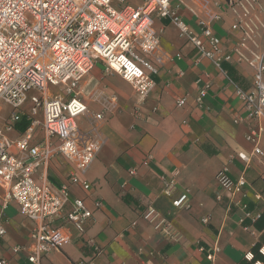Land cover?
I'll return each instance as SVG.
<instances>
[{
  "label": "crops",
  "instance_id": "0c3cea01",
  "mask_svg": "<svg viewBox=\"0 0 264 264\" xmlns=\"http://www.w3.org/2000/svg\"><path fill=\"white\" fill-rule=\"evenodd\" d=\"M231 0H173L171 7L194 31L199 20L218 14L213 31L221 38L220 52L226 53L236 35L230 30L234 20L228 6ZM263 3V0H258ZM153 28L160 34L163 62L152 73L154 87L144 100H139L131 85L120 75L107 72L101 62L79 81L77 95L90 113H103L96 124L102 145L84 174L61 154H54L41 165L36 178H46L55 187L68 184L75 175L91 183L88 191L78 184L69 186V198L85 199L92 217L82 233L66 222L67 203L54 224L64 225L69 242L60 249L45 253L41 264H71L83 259L92 264H264V156H252L245 164L237 153L251 151L245 136L250 127L260 126V145L264 153V114L250 123L234 122L245 111L236 88H251V70L244 64L199 57L177 28L168 20L153 15ZM264 45V34L257 37ZM206 87L199 97V90ZM60 89V92L51 91ZM102 93L99 100L90 94ZM66 96L60 86H48L47 97ZM199 97V99H198ZM112 99L113 108L103 110ZM183 99L181 105L177 100ZM109 103V101L107 102ZM28 102L23 106L24 112ZM5 117H0L3 125ZM41 119V114L40 118ZM26 116L5 132L8 139L17 138L24 130ZM75 122L80 131L91 132L92 121L79 115ZM28 123V122H27ZM45 136L39 124L33 130L31 144ZM48 140L54 144L56 137ZM224 166L235 180L243 174L246 184L235 196L225 193L215 178ZM175 179L166 194L164 179ZM188 192L187 208L173 206V199ZM1 192V189H0ZM101 201L100 208L94 201ZM153 205L172 225L174 237L155 229L141 217ZM208 222L203 223V217ZM5 234L0 236V255L8 264H26V252H15L16 246H30L34 223L25 218L14 202L0 210ZM134 222V224H132ZM213 244L219 246L214 261L206 258ZM94 246L100 251L95 252ZM199 246L205 248L204 251ZM256 247L254 262L246 258ZM262 250V251H261Z\"/></svg>",
  "mask_w": 264,
  "mask_h": 264
},
{
  "label": "built area",
  "instance_id": "2783aa9c",
  "mask_svg": "<svg viewBox=\"0 0 264 264\" xmlns=\"http://www.w3.org/2000/svg\"><path fill=\"white\" fill-rule=\"evenodd\" d=\"M172 1L0 0V101L11 107L4 124H0V210L14 202L18 211L34 223L30 231L32 245L14 248L15 252L25 250L26 264H41L45 253L69 242L67 228L54 224L67 203L70 209L65 220L78 232L84 231L86 221L92 217L84 198H69L71 184L88 191L89 181L72 175L68 184L55 187L46 178L38 180L36 173L54 154H61L84 174L101 148L103 140L94 123L103 119V113H90L75 91L95 62H101L105 71L117 73L127 81L139 100L147 97L155 85L151 74L164 59L160 34L153 28V15L174 24L199 57L209 58L218 66L228 61L244 64L251 70V88H236L245 115L236 117L234 122L250 123L264 114V45L259 48L257 42L260 32L264 34V2L229 1L234 17L230 30L236 37L227 52L221 54V38L212 28L213 20L219 15L208 14L205 20H199L197 32L176 14ZM50 85L62 87L69 97L48 98ZM207 86L199 90V97L205 94ZM89 97L99 100L103 95L100 92ZM108 101L103 103L104 111L114 106L112 99ZM183 101L177 100V105ZM26 102L29 105L24 112ZM39 111L41 119L37 118ZM22 115L26 116L27 126L17 138H6L5 132L13 130ZM79 115H86L92 121L91 132L77 127L75 118ZM39 124L45 136L31 144L33 130ZM50 136L56 137L54 144L48 140ZM245 138L251 144V151L238 152V158L245 164L252 156L262 158L260 126L250 127ZM215 178L229 196L241 193L246 184L243 174L232 180L227 166ZM261 180L264 183V170ZM163 181V191L169 194L175 179L171 176ZM188 200V192L184 191L172 204L187 208ZM100 206L101 201H94L95 208ZM141 217L166 236H175L171 221L153 205H148ZM208 219L205 216L201 221L207 223ZM4 234L0 222V236ZM199 249L205 250L203 246ZM94 251L99 252V247L94 246ZM218 251L219 246L213 244L206 258L214 261ZM246 258L251 259L252 254H246ZM0 264H8L1 255ZM71 264L92 263L79 259Z\"/></svg>",
  "mask_w": 264,
  "mask_h": 264
},
{
  "label": "rangeland",
  "instance_id": "374dc122",
  "mask_svg": "<svg viewBox=\"0 0 264 264\" xmlns=\"http://www.w3.org/2000/svg\"><path fill=\"white\" fill-rule=\"evenodd\" d=\"M114 5H115V3H114ZM55 92H60V89L56 88V90L51 91L52 94H54ZM66 96H69V95L66 94ZM10 111H11V107L8 104L0 101V117H7L8 113ZM37 118H40V111L37 114ZM17 129H18V127H17Z\"/></svg>",
  "mask_w": 264,
  "mask_h": 264
},
{
  "label": "trees",
  "instance_id": "16d2710c",
  "mask_svg": "<svg viewBox=\"0 0 264 264\" xmlns=\"http://www.w3.org/2000/svg\"><path fill=\"white\" fill-rule=\"evenodd\" d=\"M27 122L25 123V125H24V128L27 126ZM14 127H18V129H19V126H16V123L14 124ZM256 247H253L252 248V250H251V254H252V258L249 260L250 262H254V260H255V257H256V255H257V252H256Z\"/></svg>",
  "mask_w": 264,
  "mask_h": 264
}]
</instances>
